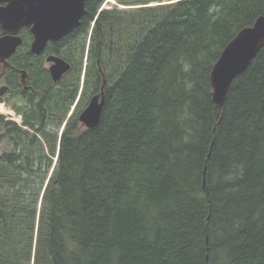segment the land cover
I'll return each instance as SVG.
<instances>
[{
    "label": "trees",
    "instance_id": "16d2710c",
    "mask_svg": "<svg viewBox=\"0 0 264 264\" xmlns=\"http://www.w3.org/2000/svg\"><path fill=\"white\" fill-rule=\"evenodd\" d=\"M104 1L0 115V264H264V45L222 108L210 83L264 0Z\"/></svg>",
    "mask_w": 264,
    "mask_h": 264
},
{
    "label": "water",
    "instance_id": "95a60500",
    "mask_svg": "<svg viewBox=\"0 0 264 264\" xmlns=\"http://www.w3.org/2000/svg\"><path fill=\"white\" fill-rule=\"evenodd\" d=\"M8 4L0 8V25L31 26L33 41L30 53L40 55L48 42H57L72 33L86 15L84 8L88 0H5ZM99 9V11H101ZM5 41L0 39V60L7 57L19 44V39ZM264 45V15L259 16L249 27L242 28L224 47L210 73L212 102L222 108L232 81L242 74ZM11 48V51H8ZM49 73L54 83L65 75L70 65L58 56H49ZM104 83V82H103ZM104 85V84H103ZM103 106L102 91L89 100L79 114V122L87 129L94 128L100 119ZM70 115V114H69ZM64 124L61 128V131ZM209 155H207L208 158ZM56 160V158H55ZM207 195V187L203 181Z\"/></svg>",
    "mask_w": 264,
    "mask_h": 264
},
{
    "label": "flooded vegetation",
    "instance_id": "af4514ba",
    "mask_svg": "<svg viewBox=\"0 0 264 264\" xmlns=\"http://www.w3.org/2000/svg\"><path fill=\"white\" fill-rule=\"evenodd\" d=\"M7 4L8 1L0 0V8H5ZM0 39L5 41L10 39L11 43H14L15 39H19V44L13 48V51L0 60V109L3 108L5 112L1 115L5 120L15 123L19 121L18 124H20L21 116L15 113L11 103L18 101L20 97L27 98L36 93V70L38 67L46 70L51 78L48 70L51 63L47 62V58L57 55L48 53L47 49L55 42H48L40 55L31 54L30 46L33 41L31 26L23 25L8 29L0 25ZM8 51L10 52L11 48H8Z\"/></svg>",
    "mask_w": 264,
    "mask_h": 264
},
{
    "label": "rangeland",
    "instance_id": "374dc122",
    "mask_svg": "<svg viewBox=\"0 0 264 264\" xmlns=\"http://www.w3.org/2000/svg\"><path fill=\"white\" fill-rule=\"evenodd\" d=\"M151 5H154V4H151ZM115 6H117V8H119V9H123L124 8L123 6L117 5L116 2H115V0H105L104 3L102 4L101 8L103 10V9L114 8ZM0 115H2V113H0ZM17 123H19V121ZM2 147H3V145L0 144V152L2 150Z\"/></svg>",
    "mask_w": 264,
    "mask_h": 264
},
{
    "label": "bare ground",
    "instance_id": "6f19581e",
    "mask_svg": "<svg viewBox=\"0 0 264 264\" xmlns=\"http://www.w3.org/2000/svg\"><path fill=\"white\" fill-rule=\"evenodd\" d=\"M0 112H1V113H5V112L3 111V108H2V109H0Z\"/></svg>",
    "mask_w": 264,
    "mask_h": 264
}]
</instances>
